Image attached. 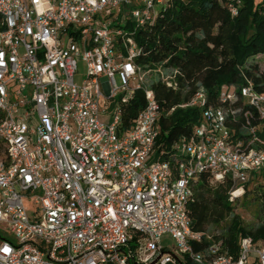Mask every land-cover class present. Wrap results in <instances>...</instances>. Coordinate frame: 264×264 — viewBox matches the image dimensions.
Wrapping results in <instances>:
<instances>
[{
	"label": "built area",
	"instance_id": "1",
	"mask_svg": "<svg viewBox=\"0 0 264 264\" xmlns=\"http://www.w3.org/2000/svg\"><path fill=\"white\" fill-rule=\"evenodd\" d=\"M225 1L236 15L242 0ZM168 2L0 0V264H264L250 237L236 257L221 240L194 251L186 209L202 174L228 178L230 200L264 175V92L222 88L213 107L197 89L182 106L202 122L173 145L174 170L151 160L160 110L148 80L176 89L177 72L141 69L134 32ZM136 91L144 107L122 130Z\"/></svg>",
	"mask_w": 264,
	"mask_h": 264
},
{
	"label": "trees",
	"instance_id": "2",
	"mask_svg": "<svg viewBox=\"0 0 264 264\" xmlns=\"http://www.w3.org/2000/svg\"><path fill=\"white\" fill-rule=\"evenodd\" d=\"M134 40L140 49L135 62L141 69L177 72L176 89L167 87L157 75L148 80L160 110L151 160L167 161L172 170L173 145L182 137H188L202 122V111L198 107L182 106L197 89H203L207 105L213 107L220 105L222 88L234 87L237 91L250 86L256 92H264V4L255 6L252 0H242L237 14L232 16L225 0H169L152 25L135 30ZM232 104L235 109L242 103L239 100ZM143 107L142 92L136 91L123 106L122 130L131 128L132 120ZM247 108L245 105L244 109ZM249 119L252 124L256 123V118ZM243 122L241 119L237 125ZM0 148L5 158L8 150L1 139ZM210 180V174L200 175L193 184L186 208L190 229L202 237L199 244H193L194 251L221 240L224 250L236 257L244 237L264 246V219L254 227L245 226L233 214L229 201L232 182L226 178L212 186ZM262 181L264 175L251 173L243 185V194L248 195L249 186L255 184V189L262 190L264 197ZM227 217L230 223L223 234L209 231Z\"/></svg>",
	"mask_w": 264,
	"mask_h": 264
},
{
	"label": "rangeland",
	"instance_id": "3",
	"mask_svg": "<svg viewBox=\"0 0 264 264\" xmlns=\"http://www.w3.org/2000/svg\"><path fill=\"white\" fill-rule=\"evenodd\" d=\"M255 6L264 4V0H252ZM84 66L82 63L78 65V74L76 75V81L79 82L84 76ZM118 81V80H117ZM4 159V152L0 148V160ZM212 186L219 184V181L213 180ZM260 184H264L262 181ZM256 185L251 184L249 186V194L244 195L243 193L237 195L234 198L229 199L232 203L233 214L238 216L241 222L247 227H254L261 219H264V197L261 196L262 190L255 189ZM237 200L234 201V199ZM230 223V218L227 217L219 226L211 227L210 232L215 234H223L227 226ZM11 238L10 236H8ZM161 245L166 247L167 250L172 249L174 246L173 240L169 236H164L161 240Z\"/></svg>",
	"mask_w": 264,
	"mask_h": 264
},
{
	"label": "bare ground",
	"instance_id": "4",
	"mask_svg": "<svg viewBox=\"0 0 264 264\" xmlns=\"http://www.w3.org/2000/svg\"><path fill=\"white\" fill-rule=\"evenodd\" d=\"M237 195H238V193H237Z\"/></svg>",
	"mask_w": 264,
	"mask_h": 264
}]
</instances>
